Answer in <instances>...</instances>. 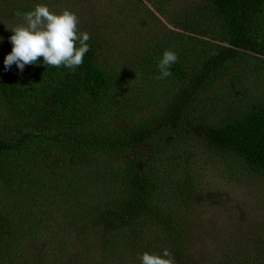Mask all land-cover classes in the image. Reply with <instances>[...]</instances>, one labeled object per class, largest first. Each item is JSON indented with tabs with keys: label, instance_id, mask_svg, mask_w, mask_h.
<instances>
[{
	"label": "trees",
	"instance_id": "trees-1",
	"mask_svg": "<svg viewBox=\"0 0 264 264\" xmlns=\"http://www.w3.org/2000/svg\"><path fill=\"white\" fill-rule=\"evenodd\" d=\"M98 1H0V30L10 21L2 20L6 7L15 15L33 9L31 2H51L83 10L79 29L91 34V50L74 71L43 63L27 65L22 75L15 65L4 71L12 45L5 38L0 43V264H95L82 246L69 251L67 234L97 225L122 259L136 252L141 264L142 253L164 249L180 255L190 225L177 208L160 205L161 197L177 196L186 182L171 178L164 188L158 171L169 160L164 156L196 132L207 147L231 154L264 178V90L247 100L263 86L239 78L247 60L264 64V0H197L185 10L175 9L173 0H143L173 30L162 24L163 33L127 64L128 55L115 48L118 26L161 23L142 0H104L114 7L108 17L91 11ZM169 48L179 60L164 79L169 86L162 87L160 104L126 124L128 117L118 114L130 100L146 101L134 98V90L160 75L157 64ZM239 86L247 91L237 92ZM147 145L160 150V160L139 154ZM179 200L189 203L190 192ZM54 224L63 235L48 239L53 247L43 263L31 244L43 246L35 234L40 225ZM254 244L249 257L223 248L196 264H264V233Z\"/></svg>",
	"mask_w": 264,
	"mask_h": 264
},
{
	"label": "rangeland",
	"instance_id": "rangeland-1",
	"mask_svg": "<svg viewBox=\"0 0 264 264\" xmlns=\"http://www.w3.org/2000/svg\"><path fill=\"white\" fill-rule=\"evenodd\" d=\"M0 1H13L15 4L17 3V0ZM196 1L173 0L172 5L177 10H185L191 8ZM143 2L161 24L150 20L149 23L144 24V28L139 27L136 23L118 26L116 30L118 42L115 48H120L121 52L128 55L126 64L132 62L131 55H135L142 50L143 44L152 45L149 40L159 36L161 32L163 33L162 24L168 29L173 30L166 25L163 18L158 16L149 7L150 5L145 1ZM31 3L33 4L30 7H35L34 2ZM47 4L52 11L60 12L64 10L51 2ZM80 4L78 2L76 10ZM96 4L91 9L94 14L108 17L111 15V9H114L108 1L100 0ZM5 11L6 15L2 20L9 19L10 21L1 24L0 34L11 45L8 37L12 33L8 29L23 21L20 17L13 15L12 10L8 7L5 8ZM82 12L83 10L76 12L80 19L79 27L83 25L80 18ZM184 36L186 38L191 37V35ZM247 61L250 63L246 64V72L242 71L245 75H239V78L246 85L250 81L252 84L256 83L263 86L252 91L247 96V100H256L264 90V64L256 60ZM256 65H261L262 69L254 67ZM241 68L242 66L238 69L241 70ZM158 76L150 75L147 79L148 85L144 82L139 91L134 90L133 94L136 97H130H143L147 102L134 105V100H130L125 105V109L118 115L124 118L128 117L127 120H124L126 124L129 123L133 116H136L137 119H143L151 109L157 107L155 105L160 104L162 99L161 89L169 85L164 83V79H158ZM155 86L158 87V91L151 89ZM246 91L247 89L244 86H239L237 89L239 93H245ZM206 102L208 101L206 100ZM138 152L144 157H149L156 161L160 160V150L152 147V145L142 146L138 148ZM164 157L169 160L163 161L164 163L158 171L160 177L164 174V179L161 181L162 186L164 188L168 186L167 181L168 179L170 181L172 178L177 183H180V181L186 182V185L180 184V187H187L183 188L179 194L185 191L190 192V201L189 203L186 201V205L180 202L179 194L177 196L161 197V207L171 206L174 209L177 208L175 210L182 214L184 222L190 225L189 231L187 230L189 242L183 246L180 255H172L175 264H196L200 260H205L207 263L217 249L223 248L232 252L237 251L240 259L242 254L243 258H245L255 252L256 247L254 242H257L260 235L264 233V178L254 173L252 169L247 168L239 159H236L231 154L218 152L215 149L207 147L200 138L199 132L191 134L190 137L188 136V139L185 140V143L181 147H176L174 153L170 152L169 157L166 155ZM175 201L181 204H174ZM57 225L54 224V226L50 227L40 225V229L35 234V237L37 241L44 243L43 246L31 244L30 242L33 254L41 256L43 263L47 261L50 249L53 247L48 239L56 236L60 240L63 235L62 228L57 227ZM101 228L97 225L89 230H85V232L72 231L71 234H67L69 238V251L72 254L78 253V248L82 246L83 256L95 264L103 262L102 260H107V263L138 264L137 259H139V255L136 252L129 257H123V259L121 256H114L111 251L113 246H108L106 244L107 240L104 242V237L102 239L103 231ZM157 232H159L158 229H155L150 234L153 235ZM108 236L112 237V234ZM27 238L28 235H26ZM85 243H87V246ZM28 252V249H26V254ZM66 255L65 253V258Z\"/></svg>",
	"mask_w": 264,
	"mask_h": 264
},
{
	"label": "clouds",
	"instance_id": "clouds-1",
	"mask_svg": "<svg viewBox=\"0 0 264 264\" xmlns=\"http://www.w3.org/2000/svg\"><path fill=\"white\" fill-rule=\"evenodd\" d=\"M22 23L11 26L8 41L12 45L10 53L4 57V71L15 65L18 74H23L27 65L43 63L47 66L64 67L75 70L84 63L86 53L91 50L88 43L91 34L80 31L78 14L70 9L52 11L47 3L36 4L29 11H17ZM4 37H0L3 43ZM43 57L42 61L38 58ZM179 56L172 48L164 50L157 67L158 79L172 75L171 68ZM141 264H175L168 249L159 253L144 252L140 255Z\"/></svg>",
	"mask_w": 264,
	"mask_h": 264
}]
</instances>
